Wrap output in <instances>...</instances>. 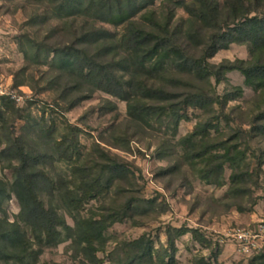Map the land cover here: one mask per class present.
<instances>
[{"label":"rangeland","instance_id":"obj_1","mask_svg":"<svg viewBox=\"0 0 264 264\" xmlns=\"http://www.w3.org/2000/svg\"><path fill=\"white\" fill-rule=\"evenodd\" d=\"M217 1L218 17H192L175 0H153L133 20L200 56L213 33L235 27L247 13L264 16V0ZM61 2L0 0V178L11 183L16 164L1 151L11 140L23 144L36 170L52 180L40 176L45 206L71 227L60 226L57 244L43 246L21 224L32 242L30 264H116L143 248L151 253L135 264H264V238L258 236L264 220V78L248 79L241 69L264 63V44L239 41L243 36L234 31L238 40L209 58L206 78L184 75L189 85L181 87L168 75L149 79L178 94L205 93L210 103L180 106V96L160 115L139 121L127 100L88 85L76 88L78 79L56 67L52 51L76 43L118 62L125 52L110 41L80 40L88 30L105 28L119 42L129 23L66 15L58 11ZM234 5L237 10H230ZM175 107L184 116L178 124ZM115 161L119 170L110 167ZM67 188L82 198H68ZM5 208L11 222L19 220L15 195ZM92 219L100 229L89 243L79 232ZM254 240L260 244L255 250Z\"/></svg>","mask_w":264,"mask_h":264},{"label":"trees","instance_id":"obj_2","mask_svg":"<svg viewBox=\"0 0 264 264\" xmlns=\"http://www.w3.org/2000/svg\"><path fill=\"white\" fill-rule=\"evenodd\" d=\"M152 3L153 0H62L58 11L66 15L89 16L94 20L116 25L129 23V26L126 27L119 42L118 40L114 42L117 34L105 28L88 30L80 40L81 42L110 41L112 47H120L125 52L118 62L101 60L95 54H89L73 43L52 50L56 67L78 79L76 88L88 85L91 90H102L127 100L130 116L146 122L166 111L168 104L180 96L184 97L180 101V106L207 107L210 103V97L205 93L188 90L185 94H178L168 91L165 86L150 85L149 79L168 75L171 76L169 79L171 85L181 87L189 85L186 84L184 75H200L201 78H206V74L212 73L209 58L219 49L227 48L231 42L238 40L234 31L243 36L239 41L248 40L257 45L264 44V16L247 13L245 20L235 27L223 32L221 28L219 32L213 33L200 56L190 55L175 39L147 30L133 20L139 12ZM175 3L183 7L192 17H198L200 12L218 17L222 12L217 0L191 2L175 0ZM232 8L236 11L238 7L236 5L229 7L230 10ZM241 69L248 79L256 76L264 78L262 62ZM172 70L178 75L171 74ZM180 108L175 107L173 111L177 124L184 118ZM1 153L7 154L11 161H16V164L11 166L14 170V179L11 183L0 178V263L8 264L13 260L19 264H30L28 258L33 250L32 242L26 237L21 224L31 228L39 245L43 246L57 244L61 234L60 226L68 229L71 227L66 225L65 220L54 209L47 208L41 199L40 185L43 181L40 176L48 179L50 184L52 180L45 172L36 170L37 162L33 161L34 155L23 144L16 146L12 140L6 144ZM110 167L119 170L122 164L115 161ZM90 193L87 192L84 198H88ZM63 194L68 195V198H82L77 196L74 189H68ZM12 195L19 200L21 211L19 220L11 222L5 204ZM98 223L99 221L93 219L86 221L85 231L81 229L79 237L88 240L89 243L93 242L98 237L97 230L100 229ZM150 253L148 248H143L132 258L116 264H135L139 258Z\"/></svg>","mask_w":264,"mask_h":264},{"label":"built area","instance_id":"obj_3","mask_svg":"<svg viewBox=\"0 0 264 264\" xmlns=\"http://www.w3.org/2000/svg\"><path fill=\"white\" fill-rule=\"evenodd\" d=\"M258 231H259V235H258V234H257V235H258L259 237H261V238H264V220L260 223V226H259V230H258ZM243 235H245V234H241V235H240V237H241L242 239H243V237H244ZM257 235H256V236H257ZM245 237H246V242L249 243V238H251L252 235H249V234H248V236H245ZM254 237H255V235H254ZM250 244L253 245V246H252V249L254 248V250L257 249L258 246H260V244H257V241H255V240H254V242H253V241L250 242Z\"/></svg>","mask_w":264,"mask_h":264}]
</instances>
